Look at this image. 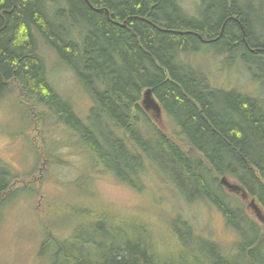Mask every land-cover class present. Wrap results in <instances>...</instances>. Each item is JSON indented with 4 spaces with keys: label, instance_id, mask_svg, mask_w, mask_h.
<instances>
[{
    "label": "trees",
    "instance_id": "obj_1",
    "mask_svg": "<svg viewBox=\"0 0 264 264\" xmlns=\"http://www.w3.org/2000/svg\"><path fill=\"white\" fill-rule=\"evenodd\" d=\"M64 1L68 9L60 8ZM204 1L189 13L181 0H91L96 7H108L113 20H126L122 26L85 0H46L51 8L59 6L65 20L81 17L93 27L78 47L60 41L61 25L45 20L38 7L42 0H0V91L12 80L33 105L34 117L50 114L48 126L65 125L91 162L107 174L143 192L144 180L154 170L186 205L215 206L238 236L224 245L208 230L197 229L178 206L172 213L154 207L120 209L104 199L87 167L64 184L63 195L69 198L53 199L43 219L41 254L48 256L47 264H264V225L219 180L223 175L235 179L264 210V87L248 92L213 86L186 52L202 40L196 33L179 31L192 29L215 38L213 46L237 49L226 55L225 63L238 52L252 73L250 60L264 69L262 29L241 0H212L205 10ZM29 23L43 36L36 29L29 32ZM40 37L58 51L96 102L85 120L49 86ZM254 78L264 81L260 74ZM144 87L151 88L161 105L164 128L142 107ZM48 157L52 165L62 161L57 155ZM7 172L0 165V195L11 185ZM80 188L83 199L77 197ZM85 200L93 202L84 205ZM63 211L70 213L65 220ZM54 213L60 218L50 217ZM72 220L75 231L79 229L71 238L64 233ZM160 226L190 238L159 239ZM194 250L209 254L207 260Z\"/></svg>",
    "mask_w": 264,
    "mask_h": 264
},
{
    "label": "rangeland",
    "instance_id": "obj_2",
    "mask_svg": "<svg viewBox=\"0 0 264 264\" xmlns=\"http://www.w3.org/2000/svg\"><path fill=\"white\" fill-rule=\"evenodd\" d=\"M211 1L205 0L202 8L205 10L212 3ZM181 2L187 11L193 13L201 1L181 0ZM241 3L246 6L248 15L254 16L259 27L264 30V0H241ZM44 50L47 51L46 60L50 78H53L58 93L62 94L61 96L75 113L85 120L96 102L83 89L71 68L61 62L52 50L47 48ZM235 57L231 62L225 63L223 61L225 55L208 45L190 53L192 64L205 73L213 86L248 92H257L259 88H263L264 81L259 82L254 78L256 74H261V70L252 66L251 73V67L247 69L242 65L238 52ZM16 102L10 99L0 105V158L10 167H6L7 174L16 175L15 179L11 176L16 187L10 185L7 189L9 195L12 192L13 194L6 200L9 202H5L6 204L0 208V264H47L48 256L45 258L41 254L44 236L43 219H47L46 214L53 199L58 201L59 198H69L63 195L67 191V186L64 184H71L80 176L82 170L86 171L87 167L90 168L91 176L104 199L120 206V209L144 207L154 211V207L172 213L173 207L178 206L177 210L180 209L197 229L208 230L222 244L226 245L231 240H237L236 231L226 224L221 212L215 206L210 208L206 203L186 205L187 202L180 198L172 185L162 180L159 175H153L154 170H150L145 178L143 192L141 189L136 190L125 185L107 174L106 170L95 161L91 162V157L89 158L87 152L80 148L82 142L76 135L70 137L58 125L48 126L46 124L48 117L53 118L50 114L45 113L35 118L29 113L27 117L26 110ZM21 105L27 108L24 101ZM146 109L149 117L154 119L153 110ZM34 118L36 122L32 121ZM156 118V123L164 128V113L158 114ZM47 151L55 156L57 154L62 161L52 165ZM23 187L27 189H21ZM86 188L85 186L84 189ZM77 193L78 199H83V189L80 188ZM164 194L169 197L165 198ZM2 199L0 198V206ZM90 202L93 201L85 200L83 203L88 205ZM68 215L69 212L63 211L62 219H67ZM50 217L60 218L57 213ZM76 226L74 220L68 222L64 235L72 238Z\"/></svg>",
    "mask_w": 264,
    "mask_h": 264
},
{
    "label": "bare ground",
    "instance_id": "obj_3",
    "mask_svg": "<svg viewBox=\"0 0 264 264\" xmlns=\"http://www.w3.org/2000/svg\"><path fill=\"white\" fill-rule=\"evenodd\" d=\"M85 1L88 4V6L91 7L92 9L103 11L105 13L106 18H107V20L109 22H113V23H116V24H121L122 26H125L126 25V20H123L120 23H119V21L113 20L112 17H111V15H110V9L108 7H105V6L96 7L91 2V0H85ZM112 1L117 2V1H122V0H112ZM62 4H64V5H60V8H64V9L66 8V9H68V6H65V5H67V2L66 1L62 2ZM38 7L40 9V12H42V14L44 15L45 20L47 22H49V23H55V24L58 23V24L61 25L62 34H61V37H59V39H60V41L62 43H65L66 44V43H69V42H71V43L73 42L75 44L77 43V45L79 47V46H81L84 43V39L87 36V34H89V33H91L93 31V27L89 23H87L84 19H82L81 17L77 18L76 20H72V21H69L67 19L65 20L63 18V16H62L63 13L60 14V12L57 11L59 9V6H56L54 8H51V7H49L47 5L46 0H42L41 6L39 5ZM152 25L155 26V24H152ZM162 25L164 26V23ZM70 28H71V35L72 36L69 34V29ZM35 29L37 30V28L33 24L29 23V32H32ZM162 29H165V28H162ZM179 31L180 32L196 33V35L202 40V42L199 43L194 49L191 48V47H188L186 49V52H189V54L191 52H195L197 50H200L202 47H205L206 45H208V46L213 47L216 51L222 52L223 55H225L224 61H226V59H227L226 55H229L230 56L232 54L231 56H233L236 53V51H237V49H233V50L230 51L228 48H226L224 46H221L220 44H217L216 46H213L212 45L213 44L212 42L214 41L215 38H210V37H208L206 35L202 36L200 33L194 32L192 29H184V30H179ZM37 32L39 34H41L40 31L37 30ZM261 38H264V30H262V36H261ZM99 40H100V38H99ZM101 41L102 40H100V42ZM191 45H193V43ZM177 50H179V49H177ZM52 52L54 53V55H57L58 56V58H59V60L61 62H63L64 64H66V62L63 60V58L60 56V54L58 53L57 50H55L54 48H52ZM174 55H171L170 56V61L172 63L173 62L176 63L175 62V59H174L175 58ZM186 56H187V54L186 55L185 54L184 55L181 54V57H183V59ZM250 62L251 63H250L249 66L252 65L253 67L261 70V72H260L261 74L260 75L264 79V74H262L264 72V69L263 68L260 69V68L256 67L255 63H252L253 62L252 60H250ZM45 69H47V73H48L47 80L49 79L48 80L49 86L51 87V89H53V90H55L57 92V88L53 84V78H50L49 69L47 67H45ZM10 77H16V76L11 75ZM9 80H10V78H9ZM147 90H149L150 93L152 94L150 87H144L142 89V91H141V100L145 97V93H146ZM16 95L22 96V93L20 92L19 87H18V85L16 83H14L12 80H10L9 84L3 83V87H2V89L0 91V102H1L0 105L2 106V104L5 103L6 100L14 99V101H16ZM188 99L191 100V101H194L193 98H191V97H189ZM155 100L157 101V103H159V101L156 98H155ZM22 101H24V103L26 104V107L27 108H25L24 106L21 105V102ZM16 104H20V106L26 110V114L27 115L29 113H31L33 111V109H34V108H32L33 105H31L29 102H27L24 98L22 100H20V103L17 101ZM159 105H160V103H159ZM29 110H31V111H29ZM223 177L227 181H233V180H235V179L230 178L229 176H226V175H223L220 178H223ZM9 183L13 187H16V184L13 183L12 181H9ZM17 192H20V190H17ZM12 194H13V192H12ZM12 194H10V195H12ZM160 227L161 228H157V230H156V237L159 238V239L162 237V235H165V236L170 237V238H173L174 236H176V237L177 236H183V238H185V239L186 238H190L189 235H187L185 232L178 231L175 228H166L164 226H160ZM78 229L75 231V234H76V232H78ZM81 231L82 230H80V232ZM174 251H175V253H178L179 252V250L177 251L175 249H174ZM194 251L198 252L197 250H194ZM198 254L200 255V257L202 259H205V260H207V258L209 256V254H207V253L201 254V253L198 252Z\"/></svg>",
    "mask_w": 264,
    "mask_h": 264
},
{
    "label": "water",
    "instance_id": "obj_4",
    "mask_svg": "<svg viewBox=\"0 0 264 264\" xmlns=\"http://www.w3.org/2000/svg\"><path fill=\"white\" fill-rule=\"evenodd\" d=\"M144 103L147 107H152L154 110H156V112H158V105L156 104V102L151 98V93L149 90L146 91L145 93V98H144ZM221 183L230 191H234L238 194L241 195L242 198L246 197L245 192L241 189V187L236 184V183H231L229 181H227L224 177L221 178ZM248 207H250L254 214L257 216V218L261 221H264V216L263 213L261 211V209L258 207V205L254 202V200H250V202L248 203Z\"/></svg>",
    "mask_w": 264,
    "mask_h": 264
}]
</instances>
